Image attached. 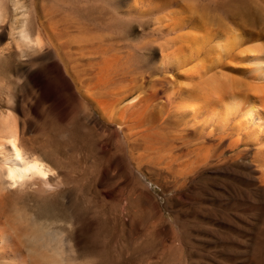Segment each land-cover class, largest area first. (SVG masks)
I'll list each match as a JSON object with an SVG mask.
<instances>
[{
	"label": "rangeland",
	"instance_id": "374dc122",
	"mask_svg": "<svg viewBox=\"0 0 264 264\" xmlns=\"http://www.w3.org/2000/svg\"><path fill=\"white\" fill-rule=\"evenodd\" d=\"M215 1L222 5L0 0V116L10 118L25 147L51 163L59 184L44 193L2 189L1 222L57 233L65 264H264V175L256 148H231V140L215 134L208 159H201L197 122L175 114L176 91L191 86L198 66L185 61L157 71L149 62L168 36L152 30ZM206 12L192 13L194 20ZM20 23L35 42L24 43ZM187 27L168 34L186 36L193 30Z\"/></svg>",
	"mask_w": 264,
	"mask_h": 264
},
{
	"label": "bare ground",
	"instance_id": "6f19581e",
	"mask_svg": "<svg viewBox=\"0 0 264 264\" xmlns=\"http://www.w3.org/2000/svg\"><path fill=\"white\" fill-rule=\"evenodd\" d=\"M191 4L190 6L192 7ZM205 5L206 6L203 7L196 6V8L192 7L188 9L187 12H190L189 14L183 15L181 17V20L178 22H174V23L170 22V25H167L166 28L162 29L160 26L161 29L159 28L152 30V35L154 33L162 36L163 35L164 36L168 35V36L165 37V41L163 43H161L162 41L158 43V45L160 44L159 46L161 50L160 55L157 56L155 54L156 52L153 49L155 53L149 56V62L151 63L152 69L156 68L157 71L159 70L168 71V70H173L177 66H181L180 64H182L183 62H184L183 64H185L186 63L185 61H195V65L196 67L198 66V68L194 76H192L193 79L190 82L191 86L183 90L177 89L178 91H176V94L180 98L179 100L180 102L177 105L176 108L177 110L175 114L180 119L185 120L188 118H192L195 119V121H192V123L197 122V124L193 128L194 129L193 131L198 129V133H199L198 139L200 146L199 147L197 146L199 157L201 159H206L209 156L210 145L207 146V143L211 139L214 140L215 134H220L217 135L219 136L218 138H220L221 140L220 142H223L225 140H228L229 142L231 140L230 141L231 148L241 144H245L247 146H253L254 148H256V154L254 158L257 165L256 167H259L260 168L259 170H261L263 173L262 175H264V0H223L221 6H218L216 4V1ZM190 6H188V8ZM211 8L215 9V11L211 12ZM199 9L201 11L209 12V15L205 16V18L202 16L198 17L204 19H200V21L196 22L197 18L194 20L192 13L193 14L195 13L194 16H196L201 12L200 11L199 13H196V11L197 10L199 11ZM18 13L20 12L18 11ZM184 13H185V9H184ZM206 14H203V16ZM0 16H1V12H0ZM156 20L157 19H155V21ZM21 25L22 24L20 23L19 28L21 30L20 29L19 30H20V36L23 39L24 43L31 44L32 41L35 42L36 40L35 38L34 39L32 38V34L29 31L28 27L24 23L22 26ZM185 26H188L189 28L193 29L186 36L182 35L184 33L183 31H181V33L182 32L183 33L179 36L173 37L172 35L173 33H171V36H169L168 33L172 31L175 32L179 29L182 30L181 28ZM118 36L120 35L118 34ZM54 39L55 38H53V40ZM93 50L94 49H92V51ZM117 71L115 70V72ZM109 83L111 82L109 81ZM106 94L107 93H105V95ZM184 95L190 97L193 101L191 102L188 101L189 103H186L187 100H184L185 98L183 99ZM115 101L119 102L120 100L117 98L115 99ZM136 116H134L135 119H137ZM129 118L130 117H128V119ZM9 119L10 118L8 119L7 118L2 119V117L0 118V194L2 189L11 188V187H14L13 189L15 192L16 190L21 192L28 190H35V191H39L40 193L51 191L55 186L59 185L58 180L57 179L55 180V177L57 176L55 173L56 170L54 169V167L51 165L50 162H48L45 158L42 157V155L28 149L22 144L18 132L16 131L17 129H15L17 127H14V125ZM118 121L121 124L127 122V120H124V118L119 119ZM137 122L138 125L140 126L145 125V115L139 116ZM184 129L188 130L190 128L186 126L184 127ZM134 135L135 134H133V136ZM35 191L33 192L35 193ZM13 206L15 205L13 204ZM5 213L6 211L4 212V215ZM4 215H3V209L0 206V264H65L64 258L66 256L64 257L62 255L60 245L59 243L56 242L58 240L53 239L57 235V233L55 234L54 237L47 235L45 229L39 226L41 225L39 224L41 221L37 223L39 224L38 226L36 224L33 226L31 225L33 222H30L31 226L26 227V230L22 231L23 228L20 230L18 225L16 226L13 224L15 223V221L13 223L11 221L8 222L9 220H7V222L4 221L1 222L2 220L1 217ZM33 218L34 217H32L31 219ZM3 220L6 221V219ZM26 224L29 225L28 223ZM55 232L56 231H54L53 234ZM49 233L50 232H48V234ZM50 234L53 235L52 233Z\"/></svg>",
	"mask_w": 264,
	"mask_h": 264
}]
</instances>
